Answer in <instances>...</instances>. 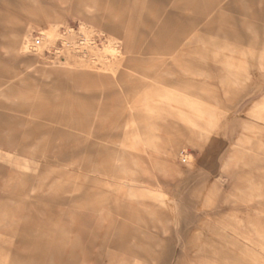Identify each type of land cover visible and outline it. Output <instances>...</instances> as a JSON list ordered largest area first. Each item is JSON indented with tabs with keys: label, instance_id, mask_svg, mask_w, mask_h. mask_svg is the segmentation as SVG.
<instances>
[{
	"label": "rangeland",
	"instance_id": "1",
	"mask_svg": "<svg viewBox=\"0 0 264 264\" xmlns=\"http://www.w3.org/2000/svg\"><path fill=\"white\" fill-rule=\"evenodd\" d=\"M0 264H264V0H0Z\"/></svg>",
	"mask_w": 264,
	"mask_h": 264
},
{
	"label": "built area",
	"instance_id": "2",
	"mask_svg": "<svg viewBox=\"0 0 264 264\" xmlns=\"http://www.w3.org/2000/svg\"><path fill=\"white\" fill-rule=\"evenodd\" d=\"M36 43L39 44V43H40V40L38 39V40L36 41Z\"/></svg>",
	"mask_w": 264,
	"mask_h": 264
}]
</instances>
